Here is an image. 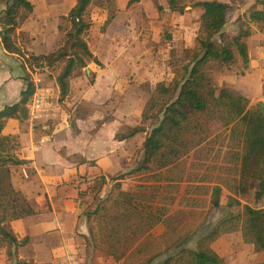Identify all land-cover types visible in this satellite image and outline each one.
<instances>
[{"label": "rangeland", "instance_id": "374dc122", "mask_svg": "<svg viewBox=\"0 0 264 264\" xmlns=\"http://www.w3.org/2000/svg\"><path fill=\"white\" fill-rule=\"evenodd\" d=\"M37 1L39 10L48 6L45 0ZM199 1L203 0H181L180 5H187L184 13L172 10L169 0H140L131 5L129 0H94L90 7L92 27L87 36L94 55L102 64L92 61L73 78L71 84L76 90L73 97L75 100L83 90V119L90 117L85 121L90 123V127L95 120L101 122L105 116L111 119L116 115L121 120L115 129L117 134L124 135L136 126L143 128L120 147V172H131L142 164L147 135L160 123L166 104L176 99V95L171 99L170 93L161 92L159 84L170 88L175 82H181L194 53L201 51L199 40L205 35L201 19L203 10L194 6ZM219 1L230 4L231 9L222 31L224 37L217 34L214 40L219 44L233 43L235 37L248 30L250 35L242 38V42H247L253 61L247 65L238 46L234 45L235 59L231 63L210 60L206 65L208 75L215 88H227L234 95L248 97L249 107L257 103L264 105V22L251 18L256 10H264V0ZM2 12L0 9V16ZM115 13L118 16L116 21L107 28ZM25 16L26 13L20 17L23 19ZM55 25L49 20L47 27L51 30L41 35L38 43L27 33L17 30L14 39L27 54L54 52L63 45L71 24L67 18L63 19L60 31L64 38L59 33L62 40L58 42L50 33ZM127 30L131 33L126 34ZM44 40L47 43L41 45ZM32 46L35 51L30 48ZM122 47L126 50L116 60ZM2 58L12 68L17 66L13 65L17 62L23 64L22 56L17 54ZM63 66L64 62H58L51 67L27 70L33 80L45 79L46 85L50 86ZM23 71L25 76L27 71L24 67ZM114 85L118 91L109 105L106 102L99 106L89 101L94 94L102 92L100 90ZM12 100L9 99L8 103ZM0 104L5 105L3 101ZM57 104L59 112L62 106L59 101ZM110 104L117 106L115 111ZM80 111L72 115L68 112L66 120H62L64 124L70 123V127H75ZM226 121L227 115L214 110L191 115L182 138L178 141L170 139L149 169L134 171L120 181L112 180L113 174L106 172L88 182L77 199L79 225L85 234L82 237L66 234L67 239L75 240L71 245L75 243L78 247L76 253L83 264H194L188 252L200 248L215 250L225 264H264V261H259L262 250L246 240L242 231L244 207L247 204L260 207L264 199H255L258 184L249 177L241 179L240 176L244 126L241 123L228 125ZM28 122L22 123L28 125ZM18 126L15 124L16 131ZM41 126L45 130L50 128L47 123ZM7 136L10 137L3 152L18 156L20 134L14 132ZM9 166L10 175L0 169V207L1 203L17 198V195H6L5 192H8L11 174L20 165ZM84 168L87 169L84 166L82 171ZM68 188L72 191L75 185ZM123 192H133L134 195L124 198ZM125 206L134 215L144 212L160 220L147 232L128 228L130 224H137L138 219L131 217ZM7 212L8 215L13 214L11 209ZM116 218L121 227L113 234L110 226L115 224ZM224 220L226 223L223 225ZM227 227L233 230L222 231L213 240L208 239L216 229ZM38 255L48 259L43 251Z\"/></svg>", "mask_w": 264, "mask_h": 264}, {"label": "trees", "instance_id": "16d2710c", "mask_svg": "<svg viewBox=\"0 0 264 264\" xmlns=\"http://www.w3.org/2000/svg\"><path fill=\"white\" fill-rule=\"evenodd\" d=\"M5 1V0H3ZM140 0H129V5ZM93 0H77L76 5L70 10L66 18L71 26L65 34L63 45L54 52L48 54H27L17 44L14 34L18 27L19 16L22 9L32 11L34 4L30 0H12L8 3L4 15L2 16V29L0 31L4 48L11 54L22 56L23 67L26 75L23 76L25 87L21 92V98L14 104L6 105L0 110V169L10 175L9 164L22 165L27 160L21 159L11 152H3L6 141L10 136L3 135V129L10 118L27 120L29 118L28 104L35 92V83L30 76L29 68L51 67L58 62H64L61 72L57 77L60 89L59 100L67 98L71 91V81L81 70L86 68L92 61L101 65V61L94 55L90 44L86 38L92 27V22L87 16V11ZM181 0H169L170 8L174 11L184 13L187 5H180ZM203 10L201 19L205 35L200 38V52H195L190 66H186V76L179 82H175L173 87L160 83L159 88L163 93H170V98L176 95L174 101L166 104L163 111V118L160 123L152 129L144 141V157L142 164L131 172H119L112 175L111 179L120 181L134 171H141L150 168L154 159L162 152L167 142L178 141L182 138L186 125L190 122L191 115L214 110L221 115H227L226 124L241 123L244 126L243 132V153L241 158V179L251 178L253 183L258 184L255 192V199H264V105L257 103L249 107L250 100L243 94L234 95L227 88H215L212 79L208 75L206 65L210 60H219L224 63H231L235 59L233 51L237 45L240 54L248 65L249 52L247 42H242V38L250 35L244 31L240 36L234 38L233 43L219 44L214 40L217 34L223 38L222 33L227 23L228 13L231 5L219 0H203L194 4ZM254 21L264 22V10H256L251 14ZM110 21L107 20V24ZM170 99V100H171ZM146 117V115L144 116ZM143 128L136 126L127 131L124 135L117 134L120 140L134 137ZM186 145V144H185ZM1 184V181H0ZM8 192L12 198L1 203L0 210V245L7 250L8 264H43L32 260H24L19 257V247L29 242V237L19 240L10 224V220L25 214H30L31 209L27 199L16 191L9 179ZM1 188V187H0ZM124 198H132L133 192H123ZM2 195L0 194V201ZM3 205V206H2ZM11 209L12 215H8L7 210ZM131 217L138 219L137 224L128 225V228H136L138 231L147 232L160 220L156 216L139 212L134 215L125 206ZM244 222L242 225L243 236L246 240L255 243L258 250H264V203L260 207H253L247 204L244 207ZM128 223V222H127ZM226 220L222 221L224 225ZM121 224L118 218L115 224L110 226L113 234L118 232ZM230 227L222 230L216 229L208 239L213 240L222 231H231ZM188 254L194 264H225V260L215 250L211 248L190 250ZM50 264V263H45Z\"/></svg>", "mask_w": 264, "mask_h": 264}, {"label": "crops", "instance_id": "0c3cea01", "mask_svg": "<svg viewBox=\"0 0 264 264\" xmlns=\"http://www.w3.org/2000/svg\"><path fill=\"white\" fill-rule=\"evenodd\" d=\"M11 1L1 0L0 9L3 12L0 17L4 15L8 3ZM30 1L34 4V9L32 11L26 10L27 12L21 10L20 14L26 13V16L23 19L20 17L21 15L19 16L16 30L19 33H27L38 43V38L51 30L47 26L49 20H52L57 25L52 28V32L50 31L51 36L55 37L57 42L60 39L62 40L64 35L60 31L61 22L76 5L77 0H45V4L48 6L44 10H39L37 0ZM93 3L94 0L91 5ZM91 5L87 11L88 18ZM117 17L115 13L107 28L116 21ZM59 33L62 38H59ZM129 33H131L130 30H127L126 34ZM87 40L89 42L88 36ZM46 43L45 40L40 42L41 45ZM30 48L35 51L33 46ZM122 48L116 55V60L126 50L125 47ZM95 54L99 56L96 51ZM12 55L14 54L9 53L4 48L0 35V101H3L5 105H11L19 101L25 86L23 84V64L17 62V64H13L17 66L12 68V65L9 67L2 58L3 56ZM250 61H253L252 58L249 59L248 65ZM113 77L111 76V78ZM53 83L48 86L44 79V85L50 87L52 93L50 101L53 104H57V101H59L62 106L59 112L58 106L54 109L58 113L53 111V117L54 114L55 117L50 119H53V121L48 123L50 120H41L32 123L29 118L27 120L10 118L2 132L3 135L14 132L20 134V146L17 153L21 159L27 160V163L20 165L19 169L14 170L11 174V182L14 189L27 199L31 213L11 219L10 224L19 240L29 237V242L19 247V257L21 259L43 264H70L68 254L71 252L76 254L80 264H83L81 257L76 253L78 247L74 245L75 243H73V246L71 245V242L75 240L73 238L67 239L66 236L68 233L81 237L85 234L79 225L77 199L87 183L99 177L100 174L109 172L114 175L120 172L122 168H120L118 162L120 158L119 149L133 137L123 141L117 138L115 129H118L121 120L115 113V116L111 119H107V116H105L106 119L103 118L101 122L95 120L90 127V123L85 122L90 117L87 116L83 119V98L85 97H83V90H80L78 97L74 100L73 96L76 90L73 89L71 84L70 94L65 100L60 101V89L55 76ZM100 91L102 92H97L94 94L95 96L89 99L91 103L99 106L106 102V105H109L110 101L113 102V97L118 90L117 86L114 85ZM9 99H13L11 103H8ZM99 99H104V101L101 102ZM5 105L0 104V110ZM110 105L112 111H115L117 106ZM78 110H81V115H78L76 119V126L70 127V123L65 125L63 121L68 117V112L72 115ZM112 111L106 110L108 113ZM86 115L90 114L86 113ZM94 118L96 117L94 116ZM22 122H28V125ZM43 123L50 124V128L45 130L42 127L44 125L41 126ZM15 124L19 125L20 131H16ZM37 125L40 126L35 128ZM20 127H23L22 131ZM84 166L87 169L84 168L85 171H82ZM91 166L93 167L89 168ZM71 184L75 185L72 191L68 188ZM60 240H62V243ZM32 248L34 251H32ZM40 251H43L44 256L48 259L40 258L38 255ZM259 253L262 257L259 261L263 262L264 250ZM8 263L6 247L0 245V264Z\"/></svg>", "mask_w": 264, "mask_h": 264}, {"label": "built area", "instance_id": "2783aa9c", "mask_svg": "<svg viewBox=\"0 0 264 264\" xmlns=\"http://www.w3.org/2000/svg\"><path fill=\"white\" fill-rule=\"evenodd\" d=\"M35 92L31 98L29 107V119L32 123L41 120H50L53 117V111L58 104H53L51 99L50 87L44 85V80L35 78ZM70 264H80V260L74 253L68 254Z\"/></svg>", "mask_w": 264, "mask_h": 264}]
</instances>
